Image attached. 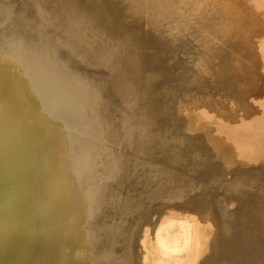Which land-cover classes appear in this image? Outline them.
I'll return each instance as SVG.
<instances>
[{
    "label": "bare ground",
    "instance_id": "1",
    "mask_svg": "<svg viewBox=\"0 0 264 264\" xmlns=\"http://www.w3.org/2000/svg\"><path fill=\"white\" fill-rule=\"evenodd\" d=\"M222 5L234 7L220 16L231 17L227 22H219ZM197 41L204 44L205 59H214L207 61L198 87L165 118L163 130L155 133L160 145L148 152L154 159L151 155L137 172L143 171L149 187L162 181L179 186V194L160 197L167 209L172 199L183 202L171 209L188 206L191 182L209 190L212 222L201 216L186 223L207 241L194 264H264V209L255 204L260 194L255 187L264 189V90L258 89L264 85V0H0L2 264H34L56 223L63 216L73 221L72 210L83 215L70 188L76 173L98 190L94 177L101 175L102 163L125 156L116 161L123 166L117 182L123 191L134 173L129 163L135 157L126 146L138 137L127 131L135 129L132 124L113 119L117 95L126 93L142 105L145 89L159 88L158 62L148 57L147 46H186L179 53L190 54ZM165 102L151 111L156 120ZM40 138L51 141L49 149L40 146ZM52 147L57 155H50ZM8 194L21 198L8 200ZM29 203L48 211L43 224L29 217ZM96 206L101 220L88 238L92 257L102 254L106 264H142L144 218L136 209L101 199ZM228 219L235 220V234L227 226L207 237ZM31 231L36 234L21 241ZM145 232L150 245V229ZM59 237L55 233L53 246L63 249Z\"/></svg>",
    "mask_w": 264,
    "mask_h": 264
},
{
    "label": "rangeland",
    "instance_id": "2",
    "mask_svg": "<svg viewBox=\"0 0 264 264\" xmlns=\"http://www.w3.org/2000/svg\"><path fill=\"white\" fill-rule=\"evenodd\" d=\"M233 8V6L222 5L218 10L219 22H221V20L224 22L229 21L231 17L228 16L231 14ZM223 14H227L228 16L221 19ZM150 46L151 47H146V51H148L147 53H152L147 54L148 57H153L151 61L158 62L155 84L159 85V88L152 87L145 89V92L141 95V98H145L142 105L139 99H133L126 93L117 95L119 106L114 114L115 117H113L114 120L118 119L124 124H132L135 128L128 130L124 127L118 128L121 131L127 130L134 138L138 137L133 144L126 146L128 153H132L135 157L132 162L129 163L130 168L134 171L133 175L129 180L126 179L127 185L121 192L122 189L117 182L119 179H122L119 172L122 170L123 166L122 163H117L116 161H123L125 156L119 159L113 158L110 159L111 161H104L102 163L101 175L94 177L97 180V184H100L98 190L88 188V183L91 179L86 185L88 179L83 177L81 173L73 175L70 179V188L76 191L73 201L79 207V210L84 213L83 215H79L78 211L72 210L73 221L63 216L62 219L56 223L53 233L48 234L42 241V247L39 249L41 252L37 254L34 264H106V259L102 254L97 258L92 257L90 248L91 242L88 239L94 232L92 228L101 220L100 209L96 206V202L99 199L110 202L117 208L127 210L136 209L138 215L144 218L145 222L142 227L144 233L140 235L139 241V249L142 250V264H194L195 258L198 255L197 252H199L198 247L203 243H207V241L205 242L198 238V236L194 234L192 228L186 223H190L195 218L201 216L202 219L204 217L203 220H205L206 223L209 224L212 222L211 216L208 215L209 211L211 212L213 209L210 203L211 200H209V190L205 188V186H198L195 182H191L187 188V193L191 192L189 195L187 194L188 206L180 209H171L175 206L179 207L183 202V200L172 199V207L167 209L160 204V197L167 196V199L174 193L179 194L181 192L179 186L162 181L160 183L154 182L152 187H149L148 182H144L145 177L142 175L143 171L137 172V170L143 167L145 165L144 163H148L151 159V155L154 159V153L150 155L148 152L149 149L155 146L159 147L160 145L158 139L155 137V133L163 130L164 127L162 125L163 123L165 124V118L173 111L180 98L198 87L202 72L210 64L207 61L213 60L214 57L210 56L205 59L204 44L201 46L198 41L191 43L192 48L190 54L188 52L186 54H182V52L179 53L180 51H187L186 46L182 48L170 46L167 47V50H161L157 47V43H153ZM258 89L264 90V85ZM157 92H159L158 95H156ZM228 92L229 90L224 93ZM167 96L169 99H166ZM163 100H166L162 107L163 116L161 119L158 120L157 118L156 120L155 115L152 114L151 111L157 109L161 104L160 101ZM20 127H22V125ZM151 127L154 129L151 130ZM39 141L40 146L44 147V150L50 148L51 141L47 142L42 138H40ZM49 153L51 156L58 154L54 147L51 148ZM66 159L72 161L73 157L67 156ZM194 167L198 169V166L194 165ZM160 169L165 170L166 166L161 165ZM147 187H149L150 190ZM200 187L201 190L199 191ZM27 188L26 185H23V189ZM224 188V185H222L220 190H224ZM255 191L257 194L260 193L257 196L255 204L264 209V189L260 190L256 186ZM127 197L131 198V203H129ZM20 198L21 197H17L16 195H7L8 200L11 199L16 202H19ZM228 203H231L229 209L235 208L234 201L230 199ZM33 205L37 204L29 203V217L39 222V224H43L48 211L40 210L43 208V205L38 208H35ZM163 212H165V214ZM243 217L244 221L246 220L248 224L251 223L249 221L250 217L247 215ZM234 222V219H228L216 232L210 230L211 232L207 237L210 238L215 234H220L223 231L222 228L227 226L229 227L228 230H231V234H235L237 228ZM74 223H76L75 225L77 227L71 231ZM155 226L156 229H154ZM146 227L150 229V245L146 242L148 234V232H145ZM153 229L155 232L152 231ZM55 233H60L59 241H62L64 244L63 249L53 246ZM199 233L203 234L204 231L201 230ZM35 234L36 233L33 231L26 233L21 241H25ZM74 241H76V244L73 243ZM86 244L89 245L88 248ZM157 244H159L158 248ZM151 248L153 250H151ZM11 253L15 257L14 262H18V247H11ZM158 260L160 262H158ZM0 264H2L1 261Z\"/></svg>",
    "mask_w": 264,
    "mask_h": 264
}]
</instances>
